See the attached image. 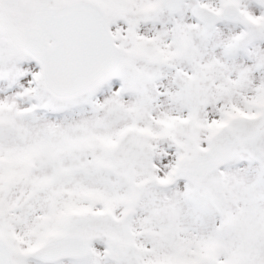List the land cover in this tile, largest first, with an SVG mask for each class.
Returning <instances> with one entry per match:
<instances>
[{"label": "snow or ice", "instance_id": "6c2138e0", "mask_svg": "<svg viewBox=\"0 0 264 264\" xmlns=\"http://www.w3.org/2000/svg\"><path fill=\"white\" fill-rule=\"evenodd\" d=\"M0 264H264V0H0Z\"/></svg>", "mask_w": 264, "mask_h": 264}]
</instances>
